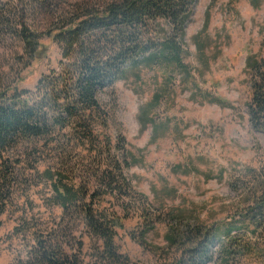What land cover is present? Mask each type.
I'll list each match as a JSON object with an SVG mask.
<instances>
[{"label": "rangeland", "instance_id": "1", "mask_svg": "<svg viewBox=\"0 0 264 264\" xmlns=\"http://www.w3.org/2000/svg\"><path fill=\"white\" fill-rule=\"evenodd\" d=\"M99 1L102 0H27L16 9L10 0H0V13L24 12L23 21L44 32L55 9L66 12L73 5L86 2L94 5ZM191 9L183 48L187 52L184 63L192 73L191 84H184L173 69L143 70L137 80L132 75L115 80L111 87L95 94L99 105L97 113H93L97 126L84 147L86 150L81 152L82 142L67 137L75 135L70 129L63 132L67 136L61 139L62 150L70 145L79 146L76 151L79 156L73 159L71 155L67 162L72 158V163L78 164L76 168H84L99 154L106 158L103 149L107 138L111 158H115L122 176L133 188L132 193L117 195L110 202L113 211L125 217L123 228L117 230L115 238L117 252L123 258L120 264L170 263L179 253L168 249L165 236L172 229L184 231L187 226L175 223L171 212L191 213L206 226L239 222L234 206L243 190L264 182V132L254 129L248 121L246 106L251 99V78L245 64L252 55L264 60V0H194ZM205 21L204 36L210 38L205 53L207 69L199 62L194 46V38L204 28ZM14 27L15 24L0 27V79L10 83L17 71L21 75L18 91L28 90L33 94L38 79L52 76L53 71L60 73L65 61L58 44L42 39L45 57L22 71L20 61L14 56L20 54ZM167 75L173 77L174 83L155 115L160 120H170V129L151 143V128L139 131L138 109L152 100ZM214 99L221 104L211 102ZM93 146L98 149L89 153L87 150ZM23 150V145L9 147L4 154L10 163L15 161L17 172L11 181V192L2 201L0 264H26L35 236L49 235L51 229L65 225L61 224L63 212L52 198L51 184L41 175L55 162L54 148L50 147L37 159L39 174L30 168L35 159L17 164L16 155ZM127 151L142 161L141 166H125ZM177 166L190 167L191 172L174 170ZM163 187L173 188L176 195L163 198L157 193ZM149 222L156 225L144 236L143 245L140 237ZM251 231L252 227H247L244 235L250 238ZM80 233L85 231L77 230L76 240L82 245L81 259L86 264L97 258L101 244ZM241 264H264V260L258 262L256 257L248 256Z\"/></svg>", "mask_w": 264, "mask_h": 264}, {"label": "trees", "instance_id": "2", "mask_svg": "<svg viewBox=\"0 0 264 264\" xmlns=\"http://www.w3.org/2000/svg\"><path fill=\"white\" fill-rule=\"evenodd\" d=\"M10 1L16 9H20L27 0ZM193 2L102 0L94 5L91 2L80 3L66 12L55 9L44 32L28 26L23 21L24 12L0 13V27L8 28L15 24L14 36L20 44V54L14 53V56L20 61L22 71L45 57L42 39L58 44L65 61L60 73L53 71L52 76L38 79L33 94L28 90L18 91L21 75L17 71L10 83L0 79V216L4 211L3 198L11 192V181L17 172L15 161L10 163L4 155L6 149L23 145L24 150L16 155L17 164L35 159L34 166L32 164L30 168L36 174L40 173L36 165L38 158L50 147L57 154L55 162L47 166L41 175L51 184L52 198L63 212L61 224L65 225L51 229L49 235L35 236V244L29 253L31 257L26 264H85L80 254L82 245L76 240L77 230L85 231L80 235L84 234L101 244L97 258L86 264L123 263L115 238L117 230L123 228L125 217L114 212L110 202L117 195L132 193L133 188L122 176L115 158H111L107 138H104L106 147L103 149L106 158L99 154L89 167L84 168H76L78 164L72 163V158L79 156L76 153L79 146L70 145L62 150L64 144L61 139L67 136L63 132L70 129L75 135L67 137L73 142H82L81 152L86 150L84 147L97 126L93 113H97L99 105L95 94L97 90L111 87L115 80H125L129 75L137 80L143 70L173 69L184 84H191L192 73L184 63L187 52L183 48L185 26L191 17ZM33 4L36 5L35 2ZM51 5L57 7L56 4ZM204 23V28L194 38V46L199 62L207 69L205 53L210 46V38L204 36L207 29L206 21ZM201 35L204 38L201 39ZM245 64L251 78V99L246 106L248 121L254 129L264 132V60L252 55L246 58ZM162 81L152 100L138 109L139 131L144 132L150 127L151 143L164 137L171 124L170 120H160L155 115L174 83L171 75ZM211 102L221 104L217 99ZM93 147L87 151L95 153L98 147ZM125 153L126 167L141 166L140 159L128 151ZM175 169L185 174L191 172L190 167L184 169L177 166ZM157 193L163 198L176 195L173 188L166 187ZM238 202L234 209L239 222L229 225L206 226L194 219L191 213L183 210L171 212L174 213L171 218L175 223L187 226L184 231L172 229L165 236L168 249L179 253L168 264H206L212 261L215 264H241L248 256L262 262L264 182L246 187ZM155 225L146 223V230L140 237L141 244H145L144 236L153 231ZM249 226L252 233L247 238L244 234Z\"/></svg>", "mask_w": 264, "mask_h": 264}]
</instances>
